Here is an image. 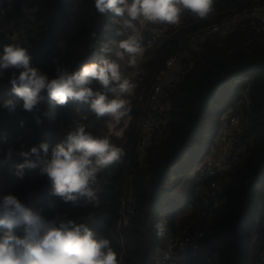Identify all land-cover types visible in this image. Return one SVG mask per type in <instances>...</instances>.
<instances>
[{"label": "trees", "instance_id": "1", "mask_svg": "<svg viewBox=\"0 0 264 264\" xmlns=\"http://www.w3.org/2000/svg\"><path fill=\"white\" fill-rule=\"evenodd\" d=\"M8 4V19L27 38L28 45L22 47L32 57V66L49 78H54L58 65L76 72L84 64L106 58L120 65L122 79L137 86L123 96L132 100L131 120L119 137L110 131V117L97 118L89 105L71 99L59 106L46 91L39 111H25L18 100L10 114L2 105L16 99L9 84L16 70H5L0 77V197L13 194L26 206L42 210L48 219L56 214L75 222L95 218L90 230L110 240L120 264H158L165 248L157 236L158 222H165L167 230L177 236L205 229L208 243L219 248L217 264L264 263V31H257L249 21L244 28L215 35L205 43H189L196 32L264 5V0H214V11L206 20L184 10L178 25L146 22L147 28L138 37L145 49L137 58H141L138 68L143 73L136 78L125 69L128 55L123 59L116 55L119 42L132 35V30L124 29L115 14L98 13L93 0H0V9ZM24 8L33 11L27 15ZM136 23L140 28L142 24ZM118 31L123 34L117 35ZM10 44L11 39L0 31V53ZM103 44L112 51L101 53ZM174 55L180 64L162 93V103L169 110L161 116L167 122L156 128L141 155V120L155 76ZM92 87L105 91L97 81ZM226 114L240 119L234 143L243 151L240 161L215 179L218 187L213 189L210 180L198 183L194 172L217 144ZM78 124L94 136L109 138L125 153L120 162L97 174L94 187L99 188V207L87 198L75 204L63 202L52 194V185L39 167L26 170L20 179L14 171L25 158L5 159L9 148L19 153L42 142L49 143L51 151ZM129 210L133 214L126 221ZM256 217L260 220L258 240L253 242ZM4 231L0 228V235ZM14 232L24 235L20 227ZM185 264L204 263L190 259Z\"/></svg>", "mask_w": 264, "mask_h": 264}, {"label": "clouds", "instance_id": "2", "mask_svg": "<svg viewBox=\"0 0 264 264\" xmlns=\"http://www.w3.org/2000/svg\"><path fill=\"white\" fill-rule=\"evenodd\" d=\"M93 3L98 13L111 12L120 18L124 29L132 30V35L119 42L116 52L121 59L128 55L129 66H135L137 58L145 51L135 34L136 22L178 25L184 10L200 20H206L214 11V0H93ZM122 34L117 32V35ZM111 51L107 44L101 46V53ZM31 61L27 48L19 44L5 45L0 53V77L5 70H16L9 80L16 99H7L2 105L10 114L15 112L18 100L23 102L25 111H39L44 100L42 92L46 91L59 106H65L70 99L89 105L97 118L107 116L120 122L129 116L131 108L122 97L131 94L135 85L122 79L120 65L115 61L103 58L99 63L84 64L76 72L58 65L54 78L32 66ZM93 81L105 91L94 90ZM108 93L112 94L111 98ZM37 123L41 121L37 119ZM14 155L25 158L15 167L16 177L23 179L26 170L39 167L40 174L52 185V194L63 202L75 204L87 198L99 207L96 196L99 188L94 187L97 174L120 162L125 153L109 138L94 136L84 125L78 124L64 141L51 147V151L49 143L42 142L19 153L9 148L5 159L10 161ZM41 211L26 206L13 194L0 197V228L5 229L0 235V264H120L109 239L98 238L88 226L77 224L66 215L56 214L48 219ZM17 227L22 228L23 237L14 232ZM155 228L158 237L167 233L165 222H158Z\"/></svg>", "mask_w": 264, "mask_h": 264}, {"label": "built area", "instance_id": "3", "mask_svg": "<svg viewBox=\"0 0 264 264\" xmlns=\"http://www.w3.org/2000/svg\"><path fill=\"white\" fill-rule=\"evenodd\" d=\"M11 10V4L0 9V31L4 32L13 44L17 41L20 46H27V38L24 35L16 34L11 30L10 25L14 23L8 19V12ZM33 10L24 8L23 12L30 15ZM251 21L255 29L259 32L264 31V5H256L237 12L222 23L214 24L201 31L196 32L190 38L191 45L205 43L210 38L219 34L229 33L236 28H244ZM15 27V26H14ZM156 36L150 43L155 41ZM180 58L174 55L167 60L165 67L155 76V84L152 89L151 96L148 101V110L141 120V128L143 131V141L140 146L141 155H143L147 143L153 137L156 128L160 124H165L167 119L162 117V112L169 110V105H163L162 93L166 83L170 80L172 72L179 67ZM245 92H248L246 90ZM240 125V119L236 116H229L227 122L222 127L219 135L224 150L215 158H206L205 162L199 166L195 176L198 183L204 181H212L213 189L218 187L215 179L222 177L230 171V169L240 161L243 149L235 145L236 130ZM133 214L132 210L128 211L125 220L129 221ZM96 221L95 218H82L76 223H83L90 228V225ZM260 220L257 217L255 225L252 227L253 242L258 240V225ZM165 243L162 249L158 264H185L188 260H197L204 264H217L219 261V248L208 243L207 232L203 228L195 229L183 235H173L168 230L165 236L161 237ZM264 264V263H261Z\"/></svg>", "mask_w": 264, "mask_h": 264}, {"label": "rangeland", "instance_id": "4", "mask_svg": "<svg viewBox=\"0 0 264 264\" xmlns=\"http://www.w3.org/2000/svg\"><path fill=\"white\" fill-rule=\"evenodd\" d=\"M10 28L16 34L15 27L10 25ZM145 28H147L146 22L143 23L141 25V27L137 29V32H136L137 37H139L141 35L142 30L145 29ZM15 44H19V43L16 41ZM140 62H141V58L137 59V62L135 64V66H129L128 65V66L125 67L126 71L128 73L131 72V74H133V77H135V78L137 77V75L140 76L143 73V71L140 68H138ZM134 85H135V87H134L133 91L135 90L137 84H134ZM133 91H132V93H133ZM122 98H124L127 101L128 105L131 106V101L132 100L130 99V97H122ZM225 118H228L227 114L225 115ZM130 120H131V117L127 116V117L122 118V120L120 122L111 121L109 123L111 133H113L116 136L122 137L124 135V133H125V130H126L128 124H129ZM226 122H227V120L225 121V123ZM225 123H224V125H225ZM221 132H222V130H221ZM221 132H220V134H221ZM224 149L225 148H224V145L222 144V141L220 140V138H218L217 144L213 145V147L210 149V152H209L208 156L204 157V158H208V157H210V158H214L215 157L216 158L218 156V154L221 153ZM201 162L198 163V165L196 166L194 175H195L197 169L199 168V165L201 164ZM256 220H257V217H256Z\"/></svg>", "mask_w": 264, "mask_h": 264}]
</instances>
